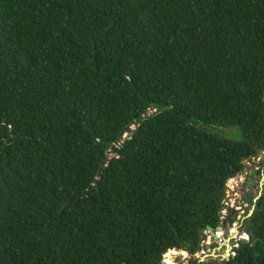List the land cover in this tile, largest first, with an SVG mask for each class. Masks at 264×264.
<instances>
[{"label":"trees","instance_id":"1","mask_svg":"<svg viewBox=\"0 0 264 264\" xmlns=\"http://www.w3.org/2000/svg\"><path fill=\"white\" fill-rule=\"evenodd\" d=\"M261 153L264 0H0V264L193 258Z\"/></svg>","mask_w":264,"mask_h":264},{"label":"built area","instance_id":"2","mask_svg":"<svg viewBox=\"0 0 264 264\" xmlns=\"http://www.w3.org/2000/svg\"><path fill=\"white\" fill-rule=\"evenodd\" d=\"M261 160L260 155L258 157H252L251 159H249L248 161H245L243 164V169L241 170L240 173L236 174L235 176L229 178L226 182L225 185V195H224V200H223V208L220 211V217H219V225L218 227L222 228V231H216V230H210L207 229L205 230L203 233L205 234V238L202 239L201 244H200V248L199 250L193 255V259L198 260L199 262H203L205 260H203V257H207V253H209V251L211 250V242H213L214 237H216V240H218V242L224 247L226 246L228 248V253L226 255H222V257H220V261L222 260H226L225 258L230 255V257H233L235 255V253L233 252V248H236V246H228L227 242H225L224 237L225 235L228 236V238L232 239L233 238V234L237 235V229L238 227H240L239 224V219H240V214H241V210L244 207H247L246 203H242L239 197V184H248L249 185V181L251 180V178H249V176L252 174L254 175L255 171H258L259 167H256L255 170H250V162H259ZM246 165V167H245ZM252 181V180H251ZM262 181V179H261ZM253 182V181H252ZM254 183V182H253ZM253 209V207H252ZM231 212H234V215H236V219L232 218L233 216H231ZM228 214H230L231 219L234 221L229 224L226 219ZM247 218V217H246ZM244 218L241 219V224ZM236 221V223H235ZM231 228H225L226 226H230ZM227 229V230H226ZM226 230V231H225ZM245 234H243L242 236H240V238L245 239ZM166 255H163V261L162 263L165 264L167 262V258L172 259L171 255H168V257H165ZM161 263V264H162Z\"/></svg>","mask_w":264,"mask_h":264},{"label":"rangeland","instance_id":"3","mask_svg":"<svg viewBox=\"0 0 264 264\" xmlns=\"http://www.w3.org/2000/svg\"><path fill=\"white\" fill-rule=\"evenodd\" d=\"M221 134H223L224 136H226L228 138H233V136H234L233 132L231 130H229V129L228 130L225 129L224 131H221ZM260 157H261V160L259 162H256V161L251 162V161H249L250 165H251L250 170H255L256 167L260 166V164L262 162H264V153H261ZM245 167H246V165H245ZM252 174L249 176V178H251V180L254 182L253 185H248L246 183L243 184V185L239 184V187H240L239 188V194H238L239 197H240L239 201H241L242 203H246L247 207H244L241 210L240 219H239L240 227H238V229H237V235L233 234V238L230 239L229 244L227 243L229 247L230 246H234V245L236 246L237 245V241L240 238V236L245 234L246 228H245V226L243 224V221H242V224L240 223L241 219L242 218L246 219V217H248L250 215V213L252 212L253 203L259 197L260 191H261V189L263 187V181H261V177H259L257 175L256 171H255L254 175H252ZM246 193L249 196V199H246L244 197V195H246ZM236 215L237 214L233 215L232 218L236 219ZM233 221H234V219H233ZM225 228H227V229L231 228V225L228 226V227L226 226ZM203 235H205V234L203 233ZM227 238H228V236L225 235V237H224L225 242L227 241ZM246 239H247V235L245 236V240ZM175 252H177V253L178 252H182L184 254L183 255H178L177 254L176 256H171V258H172L171 260H172V262L174 264H189V262L193 259L186 251L179 250V251H175ZM167 253L164 254V255H167ZM227 253H228V248L226 246L222 247V245L218 242V240L215 241L213 239V242H211V250L209 251V253L206 254L207 257H203V260L219 262L220 261V257H222V255H226Z\"/></svg>","mask_w":264,"mask_h":264},{"label":"water","instance_id":"4","mask_svg":"<svg viewBox=\"0 0 264 264\" xmlns=\"http://www.w3.org/2000/svg\"><path fill=\"white\" fill-rule=\"evenodd\" d=\"M261 179H262V181H263V178H262V177H261ZM249 184H250V185H253V182L250 180V181H249ZM246 195H247V193H246ZM253 208H254V206H253ZM252 211H253V209H252ZM250 214H251V213H250ZM233 215H234V212H231V216H233ZM235 223H236V221H235ZM210 230H212V229H210ZM215 230H216V231H222V228H221V227H217ZM249 231H250V228L247 227V228H246V231H245V234L247 235V239L245 240V239H243V238H239L238 241H237V246H236V248L239 247L240 245H242L243 241H250V240H251V235L249 234ZM204 238H205V235H203L202 239H204ZM214 240L216 241V237H214ZM229 241H230V238H227V241H226V242H227L228 244H229ZM236 248H233V249H232L234 253H235ZM171 250H173V249H169L168 251H171ZM168 251H165L164 254H166ZM174 251H179V250L174 249ZM182 251H183V250H182ZM164 254H163V255H164ZM229 258H231L230 255H228L225 259L227 260V259H229ZM162 261H163V257H162ZM162 264H163V263H162Z\"/></svg>","mask_w":264,"mask_h":264},{"label":"bare ground","instance_id":"5","mask_svg":"<svg viewBox=\"0 0 264 264\" xmlns=\"http://www.w3.org/2000/svg\"><path fill=\"white\" fill-rule=\"evenodd\" d=\"M223 247V246H222Z\"/></svg>","mask_w":264,"mask_h":264},{"label":"flooded vegetation","instance_id":"6","mask_svg":"<svg viewBox=\"0 0 264 264\" xmlns=\"http://www.w3.org/2000/svg\"><path fill=\"white\" fill-rule=\"evenodd\" d=\"M250 185V184H249Z\"/></svg>","mask_w":264,"mask_h":264}]
</instances>
